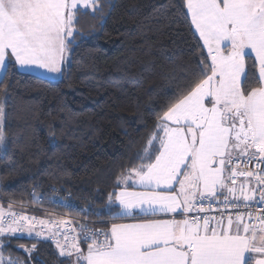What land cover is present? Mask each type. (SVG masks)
<instances>
[{
  "label": "snow or ice",
  "instance_id": "6c2138e0",
  "mask_svg": "<svg viewBox=\"0 0 264 264\" xmlns=\"http://www.w3.org/2000/svg\"><path fill=\"white\" fill-rule=\"evenodd\" d=\"M104 6L0 0V83L19 69L62 76L69 46L83 36L79 17ZM184 8L200 58L178 91L164 90L167 103L135 156L140 163L109 193L105 210L128 222L68 227L65 219L17 213L9 202L0 204V237L52 240L74 264H264V0H184ZM6 121L0 103V158L9 156ZM0 264L25 262L0 249Z\"/></svg>",
  "mask_w": 264,
  "mask_h": 264
},
{
  "label": "trees",
  "instance_id": "16d2710c",
  "mask_svg": "<svg viewBox=\"0 0 264 264\" xmlns=\"http://www.w3.org/2000/svg\"><path fill=\"white\" fill-rule=\"evenodd\" d=\"M102 2V14L79 17L83 36L69 46L70 62L60 78L18 70L0 83L10 141L9 156L0 158L5 208L11 202L15 210L42 217L66 211L93 228L119 220L105 210L116 178L140 163L135 156L167 103L164 90L178 91L200 58L184 0ZM255 71L249 89L256 86ZM100 220L108 225L94 223ZM33 245L31 255L24 251ZM0 249L5 259L25 264L75 260L61 257L44 238L0 237Z\"/></svg>",
  "mask_w": 264,
  "mask_h": 264
},
{
  "label": "built area",
  "instance_id": "2783aa9c",
  "mask_svg": "<svg viewBox=\"0 0 264 264\" xmlns=\"http://www.w3.org/2000/svg\"><path fill=\"white\" fill-rule=\"evenodd\" d=\"M248 168H252L254 167V164H248L247 165ZM34 192V189L31 190V193ZM38 199L41 201L42 198L38 197ZM55 204L59 205V206H65L66 202H58V201H54ZM259 207L258 205H254L252 207V210L255 211L256 208ZM69 208H72V207H69ZM13 211L17 212V213H22L21 211H18V210H15L12 208ZM29 214V213H28ZM209 215H216V216H219V213L216 212L215 210L211 211L209 213ZM30 217H35L36 219L38 220H52V221H58L60 219H65L67 221H70L71 223L68 225V227H78L80 224H84V223H87V225H89V223L87 221H85L84 219H80L78 217H75L74 215H72L71 213L69 212H63V211H57L55 212V215L53 217H50V216H39V215H36V214H29ZM89 228H93L92 226H88ZM74 235V233H73ZM61 241H63V236H61ZM51 241L52 243H54L52 240H49ZM55 244V243H54Z\"/></svg>",
  "mask_w": 264,
  "mask_h": 264
},
{
  "label": "rangeland",
  "instance_id": "374dc122",
  "mask_svg": "<svg viewBox=\"0 0 264 264\" xmlns=\"http://www.w3.org/2000/svg\"><path fill=\"white\" fill-rule=\"evenodd\" d=\"M91 10V9H90ZM70 61H67L66 62V64H65V66L69 63ZM21 71H24L25 72V70H23V69H20ZM0 72H2V70H0ZM27 72H31V73H33V74H38V75H40V76H43V77H45V78H50V79H55V78H60V76L61 75H59V74H56V75H54V74H51V73H47V72H45L44 70H42V69H36V70H34V71H27ZM21 214H25V215H27L28 217H30L29 216V214L28 213H21ZM31 218V217H30ZM39 221V220H38ZM34 236V235H33ZM40 238H43V237H40ZM75 258V257H74Z\"/></svg>",
  "mask_w": 264,
  "mask_h": 264
},
{
  "label": "crops",
  "instance_id": "0c3cea01",
  "mask_svg": "<svg viewBox=\"0 0 264 264\" xmlns=\"http://www.w3.org/2000/svg\"><path fill=\"white\" fill-rule=\"evenodd\" d=\"M90 10V9H89ZM194 30V29H193ZM206 50V49H205ZM20 70V69H19ZM5 208V207H4ZM5 209H7V208H5ZM23 213H25V212H23ZM178 219H180V218H182V217H177ZM38 220V219H37ZM112 222H116V223H123V222H128L127 220H116V221H112ZM111 224V223H110ZM37 231H39V226L37 227V229H36ZM25 234H27V233H25ZM28 235V234H27ZM32 235H35L34 233L32 234ZM81 248H82V250H84V251H86L87 250V246L86 247H82L81 246Z\"/></svg>",
  "mask_w": 264,
  "mask_h": 264
}]
</instances>
